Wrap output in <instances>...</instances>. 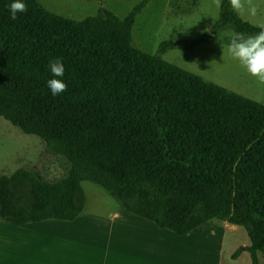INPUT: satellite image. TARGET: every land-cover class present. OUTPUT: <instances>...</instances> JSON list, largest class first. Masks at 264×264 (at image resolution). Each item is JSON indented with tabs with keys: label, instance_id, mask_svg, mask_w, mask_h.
<instances>
[{
	"label": "trees",
	"instance_id": "16d2710c",
	"mask_svg": "<svg viewBox=\"0 0 264 264\" xmlns=\"http://www.w3.org/2000/svg\"><path fill=\"white\" fill-rule=\"evenodd\" d=\"M0 0V117L38 136L70 164L47 181L21 168L0 177V221H74L82 183L102 187L128 212L176 235L214 220L246 229L252 264L264 256V104L166 61L171 49L211 43L227 26L255 35L258 25L223 0L210 30L139 50L132 30L142 0L121 19L101 8L82 20L24 0ZM62 58L67 91L53 97L50 59ZM239 256V251L233 258Z\"/></svg>",
	"mask_w": 264,
	"mask_h": 264
},
{
	"label": "rangeland",
	"instance_id": "374dc122",
	"mask_svg": "<svg viewBox=\"0 0 264 264\" xmlns=\"http://www.w3.org/2000/svg\"><path fill=\"white\" fill-rule=\"evenodd\" d=\"M37 1L50 12L82 20L97 15L101 8L124 19L142 0ZM254 2L260 6V14L256 17L245 14L242 18L262 25L264 0ZM219 12L212 0H149L137 13L132 30L133 44L141 51L157 54L160 43L165 40L188 39L210 30ZM233 33L238 32L232 26H227L217 33L211 43L202 42L189 50L171 49L162 57L208 81L264 104V84L251 77L228 54L227 46ZM21 168L35 172L47 181H54L68 174L70 164L63 156L50 153L38 136L24 133L0 117V177L10 176ZM82 187L86 206L75 226L96 237L93 241L97 264L106 263L108 240L116 243V248L119 247L117 242L124 239L139 242L140 247L153 254L154 260L148 256L145 261L156 264H252V255L246 249L251 241L242 226L214 220L179 236L148 221L142 224L141 217L126 211L99 185L85 181ZM65 224L68 222H60L59 228L69 229V225ZM9 226L4 229H14L13 225ZM236 251H239V256L233 258ZM258 259L259 264H264L261 253ZM119 261L116 258L114 263H122Z\"/></svg>",
	"mask_w": 264,
	"mask_h": 264
},
{
	"label": "crops",
	"instance_id": "0c3cea01",
	"mask_svg": "<svg viewBox=\"0 0 264 264\" xmlns=\"http://www.w3.org/2000/svg\"><path fill=\"white\" fill-rule=\"evenodd\" d=\"M79 218L74 221L45 220L22 225L0 221V264H97L95 259L98 260V256H94L96 250L93 241L96 237L75 226ZM141 219L142 224L148 221ZM60 222H68L65 225H69V229H60ZM9 225H13L14 229H4ZM115 244L107 241L105 264H156L145 261L148 256L154 260L153 254L140 247L135 239L118 241L119 247L116 248ZM116 258L122 263H114Z\"/></svg>",
	"mask_w": 264,
	"mask_h": 264
},
{
	"label": "clouds",
	"instance_id": "9594fccd",
	"mask_svg": "<svg viewBox=\"0 0 264 264\" xmlns=\"http://www.w3.org/2000/svg\"><path fill=\"white\" fill-rule=\"evenodd\" d=\"M216 9L223 5V0H212ZM230 9L238 16L245 14L256 17L261 12L260 6L254 0H228ZM28 11L24 0H13L9 5L10 18L16 20L18 14ZM218 18V17H217ZM260 31L255 35L233 33L227 46L228 54L237 60L242 69L251 77L264 84V24L258 25ZM48 67L53 78L47 81V88L53 97H59L67 91V84L61 79L65 75V67L62 58L49 60Z\"/></svg>",
	"mask_w": 264,
	"mask_h": 264
},
{
	"label": "water",
	"instance_id": "95a60500",
	"mask_svg": "<svg viewBox=\"0 0 264 264\" xmlns=\"http://www.w3.org/2000/svg\"><path fill=\"white\" fill-rule=\"evenodd\" d=\"M244 250H246V249H244Z\"/></svg>",
	"mask_w": 264,
	"mask_h": 264
}]
</instances>
